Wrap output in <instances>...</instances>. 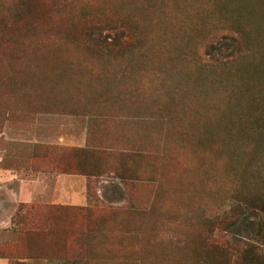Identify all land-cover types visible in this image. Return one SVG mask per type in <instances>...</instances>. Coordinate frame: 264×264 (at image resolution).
Instances as JSON below:
<instances>
[{
	"label": "rangeland",
	"instance_id": "374dc122",
	"mask_svg": "<svg viewBox=\"0 0 264 264\" xmlns=\"http://www.w3.org/2000/svg\"><path fill=\"white\" fill-rule=\"evenodd\" d=\"M10 1L0 0V146L26 155L47 142L50 159L102 172L81 176L86 207L35 208L0 226V256L202 264L205 222L264 195V0H38L54 2L49 24L19 33ZM83 13L112 21L124 49L74 44L62 29L66 17L88 22ZM255 209L214 235L252 236Z\"/></svg>",
	"mask_w": 264,
	"mask_h": 264
},
{
	"label": "trees",
	"instance_id": "16d2710c",
	"mask_svg": "<svg viewBox=\"0 0 264 264\" xmlns=\"http://www.w3.org/2000/svg\"><path fill=\"white\" fill-rule=\"evenodd\" d=\"M37 2L38 0H11L9 2L6 12L13 16V22L16 24L14 28L16 31H14L16 33L28 30L30 26L37 23L49 24L50 19L47 13L54 9V2L50 1L48 4H43L42 8ZM96 9L100 14H104L103 9ZM82 16L87 18L88 22L84 19L85 23H82L66 17L69 23L62 29L64 34L71 37L74 44L95 54L107 56L117 54L124 49L125 44L120 42L117 27L113 25L112 21L103 20L99 14L83 13ZM104 23L106 24L104 25ZM104 26L108 30L110 29L112 33L104 34ZM126 29H128V26H126ZM121 32L125 31L122 29ZM215 47L212 42L208 43L205 53L211 55L212 50L215 51ZM208 68L212 69L209 66ZM42 148L47 149V146ZM76 150H80V148ZM34 157L32 167L38 168L39 166H37ZM58 166L63 172L83 174L90 177H97L102 172L96 166L80 162L76 165L80 168L79 170L63 163H58ZM241 202L244 208H248L250 205L257 208V210L255 209L258 217L255 222V233L252 236L238 234L232 236L231 239L214 235L216 231L229 232L240 221L242 214H244V208L241 205L233 207L220 220H207L204 224L206 230L200 241L201 251L205 256V261L202 264H264V253L261 251V245H258L255 241L259 238L264 239V195L248 196L243 198Z\"/></svg>",
	"mask_w": 264,
	"mask_h": 264
},
{
	"label": "crops",
	"instance_id": "0c3cea01",
	"mask_svg": "<svg viewBox=\"0 0 264 264\" xmlns=\"http://www.w3.org/2000/svg\"><path fill=\"white\" fill-rule=\"evenodd\" d=\"M47 144L34 143L31 154L26 155L0 146V226L6 228L15 217L24 219L26 211L35 208L63 211L87 206V199L79 192L84 175L61 171L60 161L50 159L47 149L42 148ZM5 152L14 166H3ZM33 156L38 168H31ZM42 216L57 218L52 213L38 214V217ZM0 264L10 262L0 256Z\"/></svg>",
	"mask_w": 264,
	"mask_h": 264
}]
</instances>
